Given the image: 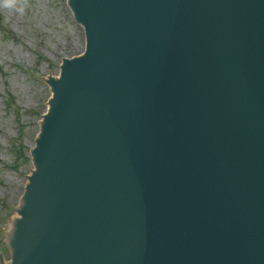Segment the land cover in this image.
Returning a JSON list of instances; mask_svg holds the SVG:
<instances>
[{
    "label": "water",
    "instance_id": "1",
    "mask_svg": "<svg viewBox=\"0 0 264 264\" xmlns=\"http://www.w3.org/2000/svg\"><path fill=\"white\" fill-rule=\"evenodd\" d=\"M67 1L13 264H264V0Z\"/></svg>",
    "mask_w": 264,
    "mask_h": 264
},
{
    "label": "rangeland",
    "instance_id": "2",
    "mask_svg": "<svg viewBox=\"0 0 264 264\" xmlns=\"http://www.w3.org/2000/svg\"><path fill=\"white\" fill-rule=\"evenodd\" d=\"M0 22V264H8L9 227L39 170L32 150L51 108L48 76L60 78V58L83 55L85 45L67 0H0Z\"/></svg>",
    "mask_w": 264,
    "mask_h": 264
},
{
    "label": "bare ground",
    "instance_id": "3",
    "mask_svg": "<svg viewBox=\"0 0 264 264\" xmlns=\"http://www.w3.org/2000/svg\"><path fill=\"white\" fill-rule=\"evenodd\" d=\"M56 78H58V77H56ZM44 118H45V117H44ZM44 118L42 119V122H41L42 127H43L44 123L46 122V120H44ZM40 137H41V133H39V137H38V139H37V145L35 146V150H32V153H33V154L36 153V150H37V148H38V140L40 139ZM27 192H28V191H27ZM26 198H27V193H26L25 196H24V199H25L24 202L27 201ZM24 209H25V206L23 205L22 207H20L18 213L22 212ZM21 220H22V216H19V215L17 214V215L15 216L13 222L11 223L10 227H9V235H10V236H12V235L14 234V232H16L17 230H19V227H18V226H19ZM17 241L19 242V237H17L16 243H17ZM8 264H13V261H11V262L8 263Z\"/></svg>",
    "mask_w": 264,
    "mask_h": 264
},
{
    "label": "trees",
    "instance_id": "4",
    "mask_svg": "<svg viewBox=\"0 0 264 264\" xmlns=\"http://www.w3.org/2000/svg\"><path fill=\"white\" fill-rule=\"evenodd\" d=\"M1 23V22H0Z\"/></svg>",
    "mask_w": 264,
    "mask_h": 264
}]
</instances>
